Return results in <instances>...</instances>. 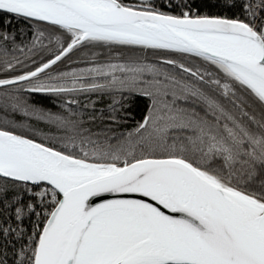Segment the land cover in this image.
<instances>
[{
	"label": "snow or ice",
	"instance_id": "snow-or-ice-1",
	"mask_svg": "<svg viewBox=\"0 0 264 264\" xmlns=\"http://www.w3.org/2000/svg\"><path fill=\"white\" fill-rule=\"evenodd\" d=\"M0 264H264V0H0Z\"/></svg>",
	"mask_w": 264,
	"mask_h": 264
}]
</instances>
